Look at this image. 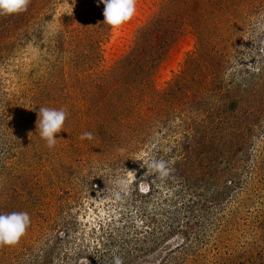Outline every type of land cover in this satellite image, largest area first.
Instances as JSON below:
<instances>
[{
  "label": "rangeland",
  "instance_id": "374dc122",
  "mask_svg": "<svg viewBox=\"0 0 264 264\" xmlns=\"http://www.w3.org/2000/svg\"><path fill=\"white\" fill-rule=\"evenodd\" d=\"M104 7L0 16V214L31 217L0 264H264V0Z\"/></svg>",
  "mask_w": 264,
  "mask_h": 264
},
{
  "label": "clouds",
  "instance_id": "9594fccd",
  "mask_svg": "<svg viewBox=\"0 0 264 264\" xmlns=\"http://www.w3.org/2000/svg\"><path fill=\"white\" fill-rule=\"evenodd\" d=\"M31 0H0V16L19 14L27 11ZM104 4V23L112 28H119L130 21L137 10V0H100ZM39 135L44 139L49 148H53L57 142V136L62 131L67 118V112L63 109L56 110L50 108H39L38 113ZM81 139L91 140V132H85ZM147 169H151L154 174H159L161 178L168 175L165 163L163 161L152 160L145 163L140 159ZM132 171H129L131 173ZM129 179H120L117 184L121 192H127L129 188ZM119 198L120 193H116ZM31 225V217L27 212H13L10 214H0V248L15 246L26 234ZM81 264H89L87 258L83 259ZM115 264H123L119 258H115Z\"/></svg>",
  "mask_w": 264,
  "mask_h": 264
}]
</instances>
